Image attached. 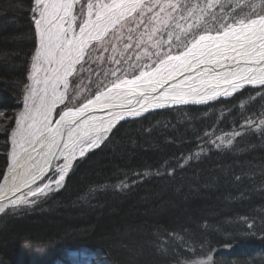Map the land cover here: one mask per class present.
Segmentation results:
<instances>
[{
    "label": "trees",
    "instance_id": "trees-1",
    "mask_svg": "<svg viewBox=\"0 0 264 264\" xmlns=\"http://www.w3.org/2000/svg\"><path fill=\"white\" fill-rule=\"evenodd\" d=\"M33 7L34 0H0V181L37 48ZM198 30L177 37L189 42ZM130 37L134 48L127 43L124 52L132 50L131 60L115 51L108 61L115 71L139 62L140 37ZM207 258L264 264V86L121 122L76 161L59 189L29 210L0 216V264Z\"/></svg>",
    "mask_w": 264,
    "mask_h": 264
},
{
    "label": "bare ground",
    "instance_id": "bare-ground-1",
    "mask_svg": "<svg viewBox=\"0 0 264 264\" xmlns=\"http://www.w3.org/2000/svg\"><path fill=\"white\" fill-rule=\"evenodd\" d=\"M204 44L207 48L202 58L200 50H197L194 55L188 56L183 65L179 61L160 64L148 72L151 82L145 76L135 84H116L119 86H111L80 106L71 108L77 109L90 100L95 101L82 115L62 121L61 116L70 108L60 114L18 153L5 171L0 181V207L5 211L0 212V216L8 209L21 206L25 204L24 201L28 202L39 195L41 192L37 189L46 190L45 185L49 187L55 177L60 178V170L65 165L66 179L81 157L80 152L83 150L84 155H87L97 149L103 136L112 132L121 122L141 118L161 109L211 103L233 97L247 87L264 86L239 78L247 77L253 81L264 78V62H260L258 57L237 56L235 52H223L222 49L221 54L212 42L205 41ZM187 49L172 56H179ZM97 96L101 97L99 101H96ZM173 97H178L179 102H174ZM130 112L139 115H130ZM92 140L96 141L94 147L89 146ZM12 201L20 203L13 204Z\"/></svg>",
    "mask_w": 264,
    "mask_h": 264
},
{
    "label": "rangeland",
    "instance_id": "rangeland-1",
    "mask_svg": "<svg viewBox=\"0 0 264 264\" xmlns=\"http://www.w3.org/2000/svg\"><path fill=\"white\" fill-rule=\"evenodd\" d=\"M87 2H89V0H76V3L74 4L73 16L76 17V20L73 27L77 35H79V24L83 22L80 19L82 7L83 15L87 18ZM91 2H110V0H91ZM143 2L147 4L148 7L144 9L142 16H139L137 13H133L132 17L127 18L126 21H121L115 27L109 26L108 32H115L119 34L118 36L120 37L114 39L115 41L119 39L117 43L109 44L108 47L111 46L114 51H118L117 55H123L122 60H124V62L128 59L131 60L132 57V50L134 48L132 47V43L135 38L133 39L130 36H134L136 38L140 37L139 44L137 45L136 43L135 47L139 62L128 64V66L120 69V71H115L110 67L106 70L107 74H111L109 81L105 80L100 82V79L97 78V73L95 72H97L98 68L96 67H99L100 64L97 66L95 65V67L92 66L91 63H88L87 65L86 63L81 64L83 58L86 57V52L88 53L89 50H92V47L95 48L94 46H96V48H99L104 46L101 42L102 38L99 40L88 38L87 46L84 48L83 58L74 64L71 74L67 76L64 75V68L55 60L51 64L41 62L39 65L40 70L34 74L32 70V59L28 75V84L25 88L23 106L21 109L16 111V125L9 133V142L11 146V151L9 152V166L14 160L13 153L17 156L23 148L28 146L37 137L39 132H41L45 127L51 125L66 109L80 106L87 100L91 99L96 93L104 91L113 85L139 77L141 72L148 73L152 71L161 64V60H166L168 56L177 55L181 53V51L186 50L192 44L194 38H198L199 35H214L218 29L223 31L221 24H233L234 19L238 20L243 18V16H241L242 14H235L240 13L241 9L247 13L249 9L244 6L246 3L254 2L259 4L261 3V0H143ZM169 3L177 4L179 6L184 4V9L182 11H178L177 9L173 11L168 7ZM209 3H212L213 6L208 7ZM237 3L240 7H237ZM162 8L163 11H161ZM160 13L165 14V16L161 17V15H159ZM213 16L222 18L221 23H212L211 21ZM153 17H157L158 19L154 20ZM36 18H39L38 14H36ZM162 19L168 20V26H166L165 21ZM173 22L174 24H172ZM200 22H202L203 25L201 23L198 32L192 37V40L187 42L188 38H186V40L183 39V42L182 40L177 39L179 34H184L186 37H190V30L193 28L192 26L197 25ZM149 25L150 27H148ZM172 25H174V27H172ZM65 27H67V24H65ZM126 27H130L132 30L129 32ZM36 32L38 48L39 30L37 28ZM69 35H71V33H69ZM180 41L182 42L179 43ZM136 42L138 41L136 40ZM127 43H130L128 47L132 48V50H129V53L124 52V48L126 47L125 44ZM89 55L90 54H88V56ZM161 55L163 56L160 59H157ZM73 59H75V56H73ZM131 72L133 74H131ZM33 76L35 79H33ZM46 78L47 83L45 82ZM65 84L67 87H65ZM89 86H93L95 89L92 88L93 90L90 92V90H87V87ZM248 88L258 87H247L231 98L236 97V95ZM29 89H32L35 95L30 94ZM55 97H62V99H55ZM54 99L55 102H53ZM228 99L230 98H222L211 103ZM46 107L50 108V111L47 112V121L45 122L44 113ZM21 113H27L30 117H33L36 121V125L34 128L29 130L28 125L32 123V119H25L22 124V127L25 130L23 136H12V132L20 127V125L17 124V120L20 118ZM37 129H39V131H37ZM108 137L107 134H105L100 144H102ZM9 166L7 168H9ZM58 180V177H55L52 180V184L39 195L35 196L32 200H29L21 206L8 209L7 211L17 210L20 208L24 210L31 209L35 206V203L39 200V198L59 189L65 179L57 184L56 181ZM183 264H211V260L207 258Z\"/></svg>",
    "mask_w": 264,
    "mask_h": 264
},
{
    "label": "snow or ice",
    "instance_id": "snow-or-ice-1",
    "mask_svg": "<svg viewBox=\"0 0 264 264\" xmlns=\"http://www.w3.org/2000/svg\"><path fill=\"white\" fill-rule=\"evenodd\" d=\"M76 0H35V7L31 11L33 12V20L36 28L39 30V47L35 50L33 56L32 70L35 74L40 70L39 65L41 62H47L51 64L54 60L64 68V75L71 74L73 66L80 59L83 58L84 48L87 46L88 38L93 40H99L109 30V26L115 27L121 21H126L127 18L132 17L133 13H137L139 16L143 15V11L148 7L143 0H110V2H87V18L83 15V7L80 12V19L83 21L79 24V35L76 34L73 24L76 17L73 16V8ZM213 4L209 3L208 7H212ZM249 9L246 14H243V18L235 20L233 24H221L223 31L219 29L215 36L204 34L199 35L198 38H194L191 47L179 56H168L166 60H161V65L170 63L172 61H179L183 65L188 56L194 55L197 50H200V57L205 55V49L207 45L205 41H210L216 47L218 53L232 51L237 56L243 57H258L260 62H264V0L261 3L256 4L246 3L244 5ZM169 8L175 11L179 5L169 3ZM237 7H240L238 4ZM139 10V12H138ZM163 11V8L161 9ZM243 9H241V13ZM236 13L235 15H240ZM38 14L39 18H36ZM234 18V17H233ZM153 19H158L153 17ZM222 18L213 16L212 23H221ZM67 24V27H65ZM192 27H200L199 24ZM155 31V29H154ZM71 33V35H69ZM179 39V37H177ZM257 44L259 46L257 47ZM203 46V47H202ZM211 54V53H209ZM75 56V59H73ZM175 67V66H173ZM248 71H252L249 69ZM159 72V69H157ZM148 76L149 82H151L150 74L141 72L139 77H136L132 81H123L125 84H135L142 77ZM240 79H246L247 82H259L264 84V78L258 81H253L251 78L239 77ZM33 79L35 77L33 76ZM38 82V81H36ZM47 83V78L46 81ZM119 85H113L118 87ZM65 87L67 85L65 84ZM155 89H153L154 91ZM30 94L35 95L32 89H29ZM228 93H225L227 95ZM55 99H62V97H55ZM55 99L53 102H55ZM101 99L100 96L96 97V101ZM27 100V97H26ZM174 102H179L178 97H173ZM95 101H88L82 107L77 109H69L61 116V120H65L69 117H75L82 115L90 105ZM50 108H45L44 121H47V112ZM130 115H139L137 112H130ZM25 119H32V123L28 125V129L31 130L35 127L36 121L33 117H30L27 113H21L20 118L17 120V124L20 127L12 132V136H23L24 129L22 127ZM59 123V122H58ZM39 131V129H37ZM104 131H107L105 129ZM31 134V133H30ZM42 134V133H41ZM90 147L96 146V141L92 140ZM83 156V150L80 152ZM15 158L16 154L13 153ZM67 168L60 170V178L56 181L57 184L64 179V173ZM48 185H45V189ZM38 192H43L44 189H37ZM36 193H32L35 195ZM27 203V201H24ZM11 203L17 204L20 201H12ZM5 209L0 207V212H4Z\"/></svg>",
    "mask_w": 264,
    "mask_h": 264
},
{
    "label": "flooded vegetation",
    "instance_id": "flooded-vegetation-1",
    "mask_svg": "<svg viewBox=\"0 0 264 264\" xmlns=\"http://www.w3.org/2000/svg\"><path fill=\"white\" fill-rule=\"evenodd\" d=\"M241 14H242L241 16H243V14H246V12L243 11ZM118 35L119 34H117L115 32H107L102 37L103 40L101 39V42H102V44H104V46L103 47H99V48H96V46H94L95 48L92 47V50H89L88 53L86 52V57L83 58V60L81 62V64L82 63L83 64L86 63V65L88 63H91V65L94 66V67H95V65L97 66V65L100 64L99 67H96V68H98L99 71L97 70V72H95V73H97L96 76H97V78L100 79L99 80L100 82H103L105 80H108L109 81V78L110 77L108 76L106 70H108L110 67L111 68H114V66L113 67L110 66V64L108 63V61H109V59L111 57L115 56V55H112L113 53L115 54V51L112 49L111 46L108 47V45L109 44H113V43H117L119 41V39H117L116 41L114 39L117 38V37H120ZM88 54H90V55L88 56ZM88 57H89V59H88ZM96 62H98V63H96ZM92 88H93V86H89V87H87V90H90V92H91L93 89H95V88H93V89Z\"/></svg>",
    "mask_w": 264,
    "mask_h": 264
},
{
    "label": "water",
    "instance_id": "water-1",
    "mask_svg": "<svg viewBox=\"0 0 264 264\" xmlns=\"http://www.w3.org/2000/svg\"><path fill=\"white\" fill-rule=\"evenodd\" d=\"M229 98H231V97H229ZM206 104H208V103H206ZM206 104H196V105L193 104V106H203V105H206ZM190 105H192V104H190ZM184 106H186V105H184ZM161 110H165V109H161ZM144 116H145V115H144ZM137 119H138V118H137ZM130 120H134V119H130ZM110 133H111V132H110ZM110 133L107 134V137L110 135ZM84 156H86V155H83V156H81L80 158H82V157H84ZM80 158H79V159H80Z\"/></svg>",
    "mask_w": 264,
    "mask_h": 264
}]
</instances>
